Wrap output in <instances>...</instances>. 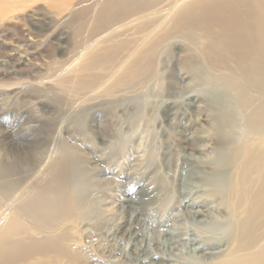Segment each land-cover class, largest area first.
<instances>
[{"label":"bare ground","instance_id":"1","mask_svg":"<svg viewBox=\"0 0 264 264\" xmlns=\"http://www.w3.org/2000/svg\"><path fill=\"white\" fill-rule=\"evenodd\" d=\"M59 3L69 0L50 6ZM92 6L79 11L91 15L88 33L83 22L74 29L84 93L108 77L102 92L161 90L160 57L174 39L185 43L182 65L168 77L171 97L160 105L163 147L145 159L135 152L118 174L124 182H101L76 144L59 141L44 154L25 135L0 131V143L20 151L0 148V264H94L75 247L72 227L89 214L87 192L117 186L129 192L118 198L111 234L128 247L124 263L264 264V0H100L93 13ZM146 102L136 117L149 128ZM74 120L85 133L83 117Z\"/></svg>","mask_w":264,"mask_h":264},{"label":"rangeland","instance_id":"2","mask_svg":"<svg viewBox=\"0 0 264 264\" xmlns=\"http://www.w3.org/2000/svg\"><path fill=\"white\" fill-rule=\"evenodd\" d=\"M51 1L32 0L23 6L0 5V131H9L16 137L25 135V140L31 144L29 148L44 154L51 153L59 141L74 143L83 149L86 167L89 171L92 169L94 177L101 182L115 183V179L124 182L123 176L118 174L136 162L135 152L145 159L152 150L155 155L161 151L158 150L162 146L158 141L161 135L158 122L165 111L160 105L171 97V90L166 88L168 77L170 71L182 65L185 43L174 39L179 44L171 45L169 54L160 57L161 90L154 86L126 92L111 87L102 92L111 81L108 77L94 91L84 93L75 78V74H81L79 67L84 58L78 60L72 56L74 29L83 22L86 23L83 34L88 33L91 15H81L79 11L93 4V13L100 0H69V4L59 3L62 6L57 8L50 6ZM54 34L59 38L54 39ZM95 72L99 76L104 73ZM57 99L59 105H56ZM145 102L150 107L144 112L153 121L149 128L136 117L137 105ZM78 116L84 119L85 133L74 120ZM198 119V124L205 126L202 113ZM118 141L124 143L123 154L111 162L110 150L117 147ZM0 148L20 152L18 147L3 143ZM21 153L29 155L32 151ZM111 188L87 192L89 214L81 223L74 224L71 231L77 250L94 257V264H126L122 257L128 247L112 240L111 234L119 216L118 198L129 192L119 186Z\"/></svg>","mask_w":264,"mask_h":264}]
</instances>
